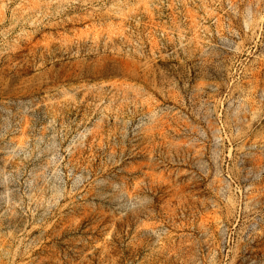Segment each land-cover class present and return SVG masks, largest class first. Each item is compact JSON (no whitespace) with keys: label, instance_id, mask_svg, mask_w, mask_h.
Listing matches in <instances>:
<instances>
[{"label":"rangeland","instance_id":"rangeland-1","mask_svg":"<svg viewBox=\"0 0 264 264\" xmlns=\"http://www.w3.org/2000/svg\"><path fill=\"white\" fill-rule=\"evenodd\" d=\"M0 264H264V0H0Z\"/></svg>","mask_w":264,"mask_h":264}]
</instances>
